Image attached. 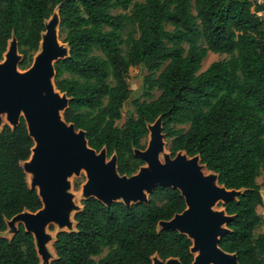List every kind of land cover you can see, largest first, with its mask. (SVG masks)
Listing matches in <instances>:
<instances>
[{
  "label": "trees",
  "instance_id": "trees-1",
  "mask_svg": "<svg viewBox=\"0 0 264 264\" xmlns=\"http://www.w3.org/2000/svg\"><path fill=\"white\" fill-rule=\"evenodd\" d=\"M57 7L70 47L69 58L55 64V85L71 99L65 121L86 132L91 148L117 155L119 173L131 176L144 165L134 150L146 148L148 125L162 117L173 156L199 155L221 185L243 190L222 204L234 218L220 247L240 264H264L257 183L264 169V0H0V60L15 36L19 67L28 69ZM209 52L228 58L202 71ZM132 68L148 74L132 100L134 114L119 127ZM155 90L160 96L147 101ZM34 146L24 119L0 132V234L15 215L42 208L21 166ZM82 205L76 231L57 234L52 264H153L155 255L193 263L187 236L158 229L186 209L178 190L157 187L148 205L106 207L95 198ZM0 264H40L22 225L11 239L0 237Z\"/></svg>",
  "mask_w": 264,
  "mask_h": 264
},
{
  "label": "water",
  "instance_id": "water-1",
  "mask_svg": "<svg viewBox=\"0 0 264 264\" xmlns=\"http://www.w3.org/2000/svg\"><path fill=\"white\" fill-rule=\"evenodd\" d=\"M60 23L57 7L45 23L39 51L28 69L19 67L23 56L15 36L0 62V132L6 126L4 120L15 129L24 119L35 146L21 166L30 189L37 190L42 202L37 212L25 211L7 221L6 232L14 237L22 225L34 238L40 264H52L58 257L49 245L54 246L59 232L76 231L75 215L84 207L75 203L71 178L84 172L83 200L95 198L106 207L117 202L127 207L148 205L157 187L178 190L186 209L159 222L158 229L177 231L191 240L192 264H240L236 253L220 247L234 217L218 206L237 199L243 190L221 185L219 175L208 170L199 155L190 157L180 151L173 156L167 150L162 117L148 125L146 148L134 150L144 165L131 176L119 173L117 155L109 157L105 148L99 152L91 148L86 132L65 121L71 99L55 85V64L69 58L70 47L59 39ZM53 226L59 229L55 238ZM152 261L182 264L178 258L162 260L157 255Z\"/></svg>",
  "mask_w": 264,
  "mask_h": 264
},
{
  "label": "rangeland",
  "instance_id": "rangeland-1",
  "mask_svg": "<svg viewBox=\"0 0 264 264\" xmlns=\"http://www.w3.org/2000/svg\"><path fill=\"white\" fill-rule=\"evenodd\" d=\"M135 1L142 2L143 0H135ZM115 13H123V12L121 10H118ZM123 37L126 38V33L123 34ZM59 39L61 42H63L64 35L63 34L59 35ZM34 57H33V59H34ZM226 58H228L227 55L215 54V53L209 52L208 56L203 61L202 71H205L212 63L217 62V61H221V60L226 59ZM0 62H2V61L0 60ZM147 74H148V72L142 68H132L130 70L128 83H129V86L132 90V95H131V100L124 107L122 119L120 121H118V123H117L119 127H121L125 124V122L127 121L128 115L130 113L134 114V108L132 105V100L135 98L141 97L144 79H145ZM160 94H161V92L159 90H155L153 92V96H154L153 99H147V101L157 99L160 96ZM143 100H146V99L142 98V101ZM4 122H5V125H8L5 120H4ZM147 141H148V138H146V140H145L146 145H147ZM166 142H167V150L170 151L169 147H168L169 143H168L167 139H166ZM28 178L30 179V176H28ZM85 182H86V175L84 172H82L79 176H73L71 178V184H72L71 192L73 193V195L75 197V203L80 205V206H82V200H83L82 186ZM257 183L261 187V194L264 198V169H262L260 176L257 179ZM221 206L222 205L220 204L218 206V208H222ZM258 213L260 215H262L264 218V204H263V206L258 208ZM52 230L53 231H51V232L55 238V235L59 232V229H58V227L53 226ZM259 232L264 233V225L259 229ZM0 237H5L8 239L12 238L8 232H5L3 234V236H0ZM51 245H52V243H51ZM51 245H49L50 248L52 247L50 250L52 251L54 256H56L55 251H54V246H51ZM106 253H107V250H105L102 257L105 256ZM98 259H100V258H97V260Z\"/></svg>",
  "mask_w": 264,
  "mask_h": 264
}]
</instances>
